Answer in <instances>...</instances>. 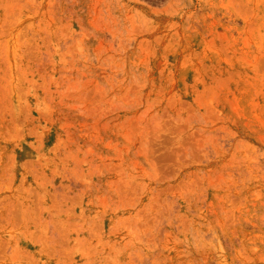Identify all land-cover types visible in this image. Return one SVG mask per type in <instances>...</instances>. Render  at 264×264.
<instances>
[{"label":"rangeland","instance_id":"obj_1","mask_svg":"<svg viewBox=\"0 0 264 264\" xmlns=\"http://www.w3.org/2000/svg\"><path fill=\"white\" fill-rule=\"evenodd\" d=\"M0 264H264V0H0Z\"/></svg>","mask_w":264,"mask_h":264}]
</instances>
